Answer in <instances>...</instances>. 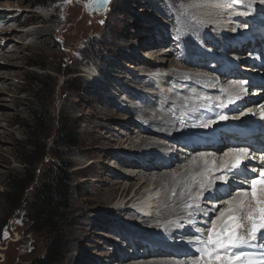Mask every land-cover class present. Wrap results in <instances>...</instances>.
Masks as SVG:
<instances>
[{
	"label": "rangeland",
	"instance_id": "374dc122",
	"mask_svg": "<svg viewBox=\"0 0 264 264\" xmlns=\"http://www.w3.org/2000/svg\"><path fill=\"white\" fill-rule=\"evenodd\" d=\"M181 7L191 9L189 14L197 17V6L192 9L193 3L177 0H108L103 7L97 5L95 0H0V264H34L45 257L51 237L57 233L65 238L66 243L60 264H143L155 260L176 263L177 259L180 261L179 258L183 259V264H193L199 258L197 254L196 258L190 256V261L184 262L190 254L182 255L184 249L179 250L180 253L175 250L180 249V244L193 249L197 234L204 233L203 237L206 238L207 229L211 227L209 222L216 215L211 214L212 218L207 222L203 212L221 208L218 207L219 203L214 204L210 194L217 193V190L222 192L219 196L224 197L222 205H225L223 201L228 200L230 195L239 194L234 191L240 187L238 184L229 188L226 185L231 180L246 183L247 179H237L233 171L224 169V172L220 169V173L223 172L215 176L220 178L214 187L205 196L199 195L197 202L191 203L201 207L204 220H199L200 225L199 218L188 217L193 218V222L197 221L193 225L194 229L189 225L182 226L183 229L194 231L184 239L177 236L179 232L174 236H166L162 231H157L155 236L145 235V239H136L142 233L158 230L155 226L150 227L147 220L154 219L156 223L164 221L156 216L163 207L161 202L168 197L161 188L157 191L160 195L156 200L159 207L155 205L153 212L157 218H154V214L149 219L138 216L140 211L135 208L132 210L131 207H128L129 210L122 208L115 211L119 199L108 205L90 204L91 198L100 194L106 197L121 194L119 187L123 183L118 181L124 179L119 174H124L120 169L125 174L132 170L137 171L134 174L145 173V179L139 176L127 181L128 185L137 184L142 188L141 196L147 180L152 182L151 179L156 180L157 175L163 172L176 173L181 170L182 167L170 166L162 171L161 163L166 159L177 161L178 153L187 160L194 158V148L192 152H183L175 148L179 143L175 144L173 140L168 142L154 134L162 143H168V146L160 147L159 150H167L172 154L169 153L170 157L166 159L159 158L160 163L148 165L147 171L142 168L145 166L140 162L141 158L137 160L138 165L126 166L116 156V152L122 148H131L133 140L132 146L134 143L139 144L141 138H137L138 133L133 131L145 130L143 135L153 136L147 130L149 125L139 121L137 116L144 112L149 114L155 109L159 111L157 106L164 97L173 95L177 100L186 97L193 100L194 90H199V106L204 105L205 112L199 111L195 118L183 121L185 130L182 135L190 140L201 139L208 144L222 134L223 139L229 138V130L224 125L215 126L221 120L217 113H214L215 118H208L212 109L224 111V120L231 113L241 117L237 104L229 103L230 100L234 101V96L217 98L209 92L213 96L209 100L208 94H202L208 93L207 90L195 84L193 75L200 72L214 78L224 77L217 73V66L211 67L214 61L219 62L220 69L225 68L224 63L216 58L223 53L199 39V45H196L199 46V52L204 54L201 60L206 64L201 60H188L187 49L195 40L193 35L188 36L192 24L184 22L186 16L180 12ZM234 27L230 40L248 36V32L237 34L241 23ZM199 33H206V30H200ZM193 34L198 38L196 30H193ZM215 37L214 33L211 34L207 42ZM250 44L249 41L243 44L239 51H230L228 46L224 55H228L227 59L237 60L249 52V55L259 58V52L256 50L253 53L254 45L250 47ZM208 54L212 58L206 57ZM236 54L240 55L239 58L230 57ZM145 55H153V60L149 61ZM251 55L245 56V59H255ZM173 59L177 64L180 63L179 68L187 69L190 73L174 77V68L169 67ZM239 63L236 67L232 66L236 76L229 79L246 77L241 72L244 65ZM139 65H145L146 68L138 69ZM155 67L163 68L164 71ZM236 68L239 75L235 72ZM258 74L259 71L254 75ZM155 76L168 77L165 91L156 83ZM188 78L190 84L186 83ZM241 81L232 83L233 93L237 91L235 85L239 88ZM231 82L234 81L227 83ZM253 94L257 96L252 93L249 99ZM238 95L240 98L245 96V91L241 90ZM202 99L207 100L202 102ZM172 102L175 103V100ZM172 102L167 110H173ZM253 103L264 105V96L254 98ZM230 109H234V112L230 113ZM255 113L258 114L257 111ZM237 117L234 116L235 120L232 118V123H238ZM258 135H264L261 128ZM193 136L195 138H191ZM230 144L233 149L242 147L250 150L242 143L231 141ZM200 148L197 157L202 153L205 159L214 155L217 160L214 157L213 161L218 162L217 165L225 161L222 159L223 154L231 150L228 148L224 153L220 151L217 154ZM213 161L210 168L213 167ZM115 162L119 165H113ZM205 174L208 173L201 176ZM57 175L61 177L64 190L56 194L51 189ZM198 176L194 177L200 178ZM223 176L228 179L223 181L226 179ZM222 185L226 191L220 190L223 189ZM202 200L210 204L203 205ZM203 207H208V210ZM45 212L49 213V221L44 218ZM159 239L171 244L173 251L170 252L166 246L163 248L164 243ZM156 246L162 247L163 251L158 248L159 254L153 252ZM160 257L168 259L159 260Z\"/></svg>",
	"mask_w": 264,
	"mask_h": 264
},
{
	"label": "bare ground",
	"instance_id": "6f19581e",
	"mask_svg": "<svg viewBox=\"0 0 264 264\" xmlns=\"http://www.w3.org/2000/svg\"><path fill=\"white\" fill-rule=\"evenodd\" d=\"M177 1H181L183 3H193L192 9L196 6H197L196 8H198L197 9V17L194 16L192 13L191 14L193 16L191 14H189L192 11L189 8L181 7V9H180V12L186 16V21H184V22H190L192 24L191 29H189L190 32H188V36L193 35V38L195 40L193 45L189 46V49H187L188 50V54H187L188 60L193 61V62H199L202 58L201 56H204L203 53L199 52V46H198L199 44L197 43V40H199V39H201V40L203 39L206 42V45L209 44L207 46H210L211 48L217 49V51H221L223 53V54L220 53L221 55H219L218 57H216V56L215 57L218 58L217 60L224 63L223 65H225V68L223 67L222 69H220L219 68V62H214L213 60H212L213 64L211 65V67L217 66V68H216V71L218 70L217 73L220 75H223L224 77L223 78H218V77L214 78L213 76L208 75V73L200 72L196 76L193 75L194 79H195L194 82H196L195 84H198L201 86V88L203 87L207 90L208 93L203 92L202 94H208V96L210 97L209 100H211L212 99L211 97H213L214 95H216L217 98L218 97L227 98V96H232V97L234 96L235 97L234 102H232V103L234 105L237 104L236 105V107L238 108L237 111L239 112V115L241 117H237L236 115H234L235 113H231V112H234V109H230V113H231L230 116L228 118L225 117V120H224V117H223L224 111H221L223 108L220 110L221 112H219L218 109L217 110L215 109L218 112H216L215 110L212 109V112H211L212 116L208 115V118H210V117H211V119L215 118L214 113H217L216 115H218L221 118V120H219L220 121L219 124L215 125V126L224 125L225 128L227 130H229V138L223 139V137H222L223 134H222L221 137L215 138L213 141H211V143H208V144L205 143V141H201V139H199V140H193L192 139L193 141L188 139L187 136L182 135V133L185 130V129L183 130V128H184V122L183 121H190L192 118H195L199 114L198 113L199 111L205 112L204 105L199 106V103H200L199 99L201 98L199 96L200 92H199V90L195 89L194 95L192 92H190L194 96V99L196 98L195 100L194 99L190 100V98L188 99L187 97L184 100H177L175 97H173V95L169 96V98L164 97L162 99V102L159 103L160 105L157 106V108L160 109L159 111H156V109H155V111L150 112L149 114H147L145 112L141 113L137 116L138 117L137 119L139 121H141L142 123H146L149 125V129H147L148 127L146 129L148 130V132L152 133L151 135L154 134V135H156V137H163L164 139L168 140V142L173 140L174 141L173 143H175V144L179 143V146L175 147V146L171 145V147H175L178 150H181L183 152L184 151L185 152H187V151L192 152L193 151L192 149L194 148V150H196V151L193 152V155L191 153V155L196 157V158H198L197 157L198 155H196V154L199 153V151H200V150H198L199 147H201L200 149H202V150L208 149V150L213 151V153L216 152L218 154V153H221L220 151L223 152L225 149H227V150H228V148L233 149L232 145L230 144L231 141H234L235 143L236 142L242 143L243 145L244 144H251V146H249V147L252 148V150L248 151V152H250L249 153V159L245 162L246 166H247L246 169L244 168V166H242L240 169H233L232 170L236 174L237 179H239V178L240 179H247L246 183L245 182L235 183V182H238L239 180L238 181L237 180H233V181L231 180L229 182V185L228 184L226 185V188H229V187L233 186V184H238V186H240V187H237L234 190L236 192V194H237V192L240 193L244 190H250L252 179L254 177L259 176V174H260L259 169L260 168H264V160H263L264 152H262L260 150H259V152H254L255 150H253L257 146H262L261 137L259 135L257 136V134H258L259 128H261V131L264 132V105L261 106L260 104L253 103V100L256 97L254 94H253V97H251V99H249L251 93H255L257 96H260V97L264 96V0H251L250 3L246 2L244 5L235 4L232 2V0H221V2H217L218 0H177ZM201 15L203 17H200ZM202 22H203V25H202ZM240 23H241V28L240 29L238 28L239 32H238V29L236 30V32H238L237 34H246L248 32V36L244 35V37L242 39L240 38V40H238L237 38L235 39V37H233L230 40V36H233L232 30L235 29L234 25H239ZM205 26H207V27H205ZM193 30H196L197 33L199 34L198 38H196V36H197L196 34H193ZM200 30H206V33L200 34L199 33ZM209 31H211V32H209ZM213 33L217 37H215L214 40H210V42H207V39L211 38V34H213ZM249 34H250V36H249ZM226 38H227V40L225 41ZM246 41L247 42L249 41L251 43L250 47L254 45L253 46L254 47L253 53H255L257 50L259 52L258 53L259 58H255L254 55L250 54L251 57L255 58V59L246 60L245 56H247V55L250 56L248 54L249 52H247V53H245V56L240 58V59H237V60L227 59L228 55H224V53H225L228 46L230 47V51H235V50L239 51V47L241 48L243 46V44H246L247 43ZM190 42L192 43V40ZM196 44H198V45H196ZM200 45H202V44H200ZM237 45H239V46H237ZM245 47H248V46H245ZM156 50H159V49H156ZM168 52H170V51H168ZM154 53H153V55H154ZM153 55H151V56L145 55V58H147V59H149V61H151V60H153ZM170 56H171V54H170ZM239 56L236 54V55H232L230 57L239 58ZM206 57L212 58V56L210 54L206 55ZM157 61H159V60H156L155 62H157ZM207 61H209V60H207ZM159 62H161V61H159ZM168 62H170V61H168ZM239 62H241L244 65L241 68V72L242 73L244 72L243 75H245L246 77H242L240 79H232V80L229 79V78H234L236 76L233 72L234 67H232V66H234V65H235V67L238 66L240 64ZM203 63L206 64L205 62H203ZM179 64H180L179 62H178V64L176 62H174V59L170 63V65H172V66H169V67L174 68V69H172L173 71L171 70L172 72H174L173 73L174 77H180L178 75H182V77H183V75L186 76L187 73H190L189 70H187V69L179 68V66H181ZM141 66H144V67H141ZM169 67H168V69H169ZM129 68L135 69V67L133 68L131 66ZM145 68H146L145 65H139V67H138V69H141V70L145 69ZM155 68H157V70H159L161 72L164 71L163 68L162 69L161 68L158 69V67H155ZM236 71H237V68H236L235 72ZM258 71L260 72V75L259 74L254 75V73L257 74ZM236 74L239 75V72H236ZM225 75L227 77H225ZM182 77H181V79H182ZM155 79L157 80L156 83L158 85H161L163 87L162 89H164V91H165L166 90L165 86L169 81L168 77L167 76H155ZM241 79H242V81L239 84V88H238V85H235V87H236V90L239 92H241V90L242 91L248 90L247 93L245 94V96H246L245 99H243L242 96L240 98V95H238L239 92L235 91L233 93V91H232V89H234L232 87V83H237ZM225 80H228V81H225ZM230 81H234V82L227 83ZM186 83L190 84L189 78L186 80ZM223 83H226V85ZM227 84H228V86H227ZM187 89H189V88H187ZM209 92L211 95L213 94V96H211L209 94ZM218 94L221 96H218ZM237 95L239 97H237ZM217 98H215V99H217ZM123 100H124V98H123ZM125 100H128V99H125ZM172 100H175V103H173ZM206 100L207 99H202V102H204ZM249 100H252V101H249ZM212 101H214V100H212ZM171 102L174 105H173V110L171 108V111H170V110H167V108L171 104ZM216 102H217V100H216ZM217 103H219V102H217ZM215 105H216V103H215ZM244 105H245V108H244ZM258 105H260V106H258ZM206 107H209V106H206ZM237 111H235V112H237ZM256 111L258 112V114L255 113ZM254 114H257V115L254 116ZM234 116L237 117V119L239 118L238 123L237 122L232 123V121H233L232 118H234ZM257 116H258V119H256ZM234 120H235V118H234ZM151 127H152V129H151ZM211 129H213V127H211ZM209 130H210V128H209ZM222 131H225V130H222ZM133 132H137L138 133L137 138H141V141L139 142V144L134 143V146H132L133 141H134L133 140L130 143L131 148H129L128 150H126V148L125 149L122 148V150H119L116 152L117 153L116 156L120 157V159L124 162L123 165H126V166L128 164H137L138 165L139 163L137 160H138V158L139 159L141 158L140 162H142L143 166H145L142 168L147 171L148 165H153L155 162H159L158 161L159 158H161V157L165 158V159L168 158L169 153H171V152H169L167 150H164V151L159 150L160 147L163 148L165 146H168L167 145L168 143H162L160 140L156 139L154 135H153L154 137L148 136V135H143L145 130L144 131L143 130H140V131L137 130V131H133ZM218 133H216V134H218ZM219 134H218V136H219ZM226 134H224V135H226ZM199 136H200V133H199ZM202 137H204V136H202ZM191 138H195V136H193ZM186 139H188V141ZM127 142L128 141H126V143ZM186 148H190V150H184ZM119 149H121V148H119ZM227 152H229V151H226L225 153H227ZM178 154H176L177 161H175V160L170 161L169 159H166L165 162L161 163V166H163V168L161 170L164 171L170 166L171 167L178 166V168L182 167L181 170L177 171L176 173L175 172L170 173L167 171L163 172L160 175H157L156 180L151 179L152 182L147 180L146 181L147 186L144 188L143 195L140 196L141 190H142L141 187H138L137 184H135V185L129 184L128 185V182H129V178L131 179L132 177L136 178V177L141 176L143 179H145L143 176L145 173L142 174V173L138 172L137 174H134L137 171L132 170V171H128L129 173L125 174V172L122 169H120V172H122V174H124V176L119 174L120 177L124 179V180L118 181L121 184L123 183L119 187V189L121 190V194L118 196L116 194L115 196H111V197H109V196L106 197L104 194H100V195H97V197L91 198L90 204L96 203L98 205H106V204L108 205V204H110V202L114 203L116 201V199H119L118 202L115 204V207H114L115 211H120V210H122V208H124V210H125L128 207H131L130 209L135 208V210L140 211L137 214L138 216L149 219V217H153L154 208H155V205L157 203L156 200L159 199V197H157V196L160 195L157 193V191H159L161 188L164 190V192L167 193L166 195H168V197H165L164 200L161 202V204H163V207L164 206L165 207L164 208L162 207L158 212L156 211L157 212L156 216L158 215L157 217L159 219L164 220V221H161L162 223H156L157 221H155L154 219H152L151 221L147 220V222H149V224H151L150 227L153 228L155 226L156 228H158V230L155 229V232L153 230H151L148 233L145 232L146 234L142 233L141 235H139L137 237L135 236L136 239L137 238L138 239H145L146 238L145 235L146 236L147 235L153 236L157 231L158 232L162 231L163 233H166L165 234L166 236L167 235L168 236H174V235H177V232H179V234L177 235L178 237H180V238L183 237V239L188 237L189 234L193 233L194 231H191L189 228L183 229L182 226L183 225H189L190 228H193V225L197 221V219H196V221L193 222L192 221L193 218L192 219L190 218L191 219L190 220V219H188V217H197V218H199L198 222L201 219L204 220V217H205V221L209 222L210 221L209 218H212L211 214L216 215L215 216V218H216L219 214V211L223 210L225 207H227V205L226 204L222 205V200H224L223 199L224 197L219 198L220 194L222 193L219 190H217V193H214L212 191L214 194H210V196H212V198H213L212 200L214 201V204L219 203L218 207H221V208H218L219 210H214L211 212H203L201 210V207H198L195 204L193 205L194 207L192 209H185L183 207L184 203L185 202L192 203L195 201L197 202V198H199L198 197L199 195L205 196V193H207L208 190H211L214 187L215 182H217V180L220 178V176H219V178H215V176L222 174V172L223 171L225 172L226 170H224V168L222 167L224 162H222V163L220 162L221 163L220 168H217L216 170L209 172V169L213 168V167L210 168L211 167L210 164H211V161L214 160V157H215L214 155L212 158L209 157L210 161H209V158L208 159L203 158L204 160L208 161L207 165H204L203 162H201L199 167H193V165L190 163L193 159L187 160ZM217 154H215V155L217 156ZM222 159L226 160L227 157H225V155L223 154ZM215 160H217L216 157H215ZM215 163H218V162L215 161ZM116 164H117V162L113 163V165H116ZM117 165H119V163ZM220 169H223V171L221 173H220V171H221ZM158 170H160V168ZM204 173H208L207 175H211L212 184H211V187L206 186L204 189H201L199 187V181L204 177V176L203 177L201 176ZM196 175H199L200 178H195L194 176H196ZM222 178H226V177L223 176ZM227 179L228 178L224 179L223 181H225ZM197 180H198V182H196ZM243 181H245V180H243ZM247 181H248V184H247ZM189 184L192 185V187H191L192 198L191 199H189L187 196L184 195L185 188ZM224 184H226V183H224ZM221 188H223V189H220L221 191L225 190V186L222 185ZM135 189H136L135 193L133 195H130V193H133ZM173 192H175L176 195L171 196L170 194H173ZM207 198H209V196H207ZM201 202L203 205H207V204L209 205L210 204L205 200H202ZM124 203H125V206L123 207ZM157 207H159V206H157ZM212 209H214V208H212ZM127 210H129V208ZM205 210H208V207ZM202 212H203V214H205L204 217L201 215ZM190 214L192 216H190ZM154 216H155V214H154ZM156 216L154 218H157ZM215 218H213V220ZM182 219L183 220L185 219V221H181ZM213 220H211V222ZM188 221H191V222H188ZM211 222H209V225ZM243 223L245 225H247L246 220L243 221ZM200 225H201V223H200ZM205 225H207V223ZM247 226L250 227V225H247ZM201 229H203V228H201ZM201 231H203V230H201ZM261 232H264V229H261ZM242 234L246 235V233H242ZM180 235H183V236H180ZM178 240H180V239H178ZM160 241L164 243V244H162L163 248H165V246H166L167 249L170 250V252L173 251L171 244H169L168 242H166L164 240H160ZM156 247L157 248H155L154 249L155 251H153V252L158 253L157 249L159 247L158 246H156ZM162 247L159 248L161 251H163ZM178 247L180 249L175 250L176 252H179V250L181 251L182 249H184L181 252L182 255L184 253H186L188 255L190 254L184 260V262L185 261L189 262L190 256H193V258H196L197 254L200 255L197 245L193 246V249L192 248L187 249V246L185 247V246H182L181 244L178 245ZM145 248L148 249V246H146ZM243 250L251 253L254 257L258 258L260 254L264 253V240H261L260 235L258 234V239L254 243V245L250 246V247H245ZM148 252H151V251L148 250ZM160 258L161 259H159V260H163V261H167L166 259H168L165 257L164 258L160 257ZM177 260H176V263L160 262V261L158 262L157 260H155L152 263H147V262L144 263L143 262V264H183L182 263L183 259L179 258L180 261H177Z\"/></svg>",
	"mask_w": 264,
	"mask_h": 264
},
{
	"label": "snow or ice",
	"instance_id": "6c2138e0",
	"mask_svg": "<svg viewBox=\"0 0 264 264\" xmlns=\"http://www.w3.org/2000/svg\"><path fill=\"white\" fill-rule=\"evenodd\" d=\"M232 2L244 5L246 2L250 3L251 0H232ZM95 3L103 7L108 0H95ZM232 102L234 101H229V103ZM224 155L227 157L222 166L224 169L232 171L242 166L246 169L245 162L249 159L246 148L231 149ZM203 157L202 153L199 158L194 157L190 163L193 167H199L201 162L207 165L208 161ZM220 167L213 162V168L209 169V172ZM259 173V176L252 179L250 190H244L236 196L230 195L228 200L223 201L227 207L220 210L216 219L211 222L206 238L203 234L197 235L194 243L198 246L200 255L193 261V264H264V253L257 258L243 250L245 247L254 245L258 234L260 239L264 240V232H261V229H264V168H260ZM211 184V175H205L199 181L201 189L206 186L211 187ZM191 187V184L187 185L184 193L189 199L192 198ZM173 195L176 193L173 192ZM183 207L192 209L194 206L185 202ZM245 220L250 227L243 223Z\"/></svg>",
	"mask_w": 264,
	"mask_h": 264
},
{
	"label": "trees",
	"instance_id": "16d2710c",
	"mask_svg": "<svg viewBox=\"0 0 264 264\" xmlns=\"http://www.w3.org/2000/svg\"><path fill=\"white\" fill-rule=\"evenodd\" d=\"M59 176V175H57ZM54 179V186H52L51 191H55V193L63 192V183L60 181V176ZM44 218L49 221V213L45 212ZM66 249L65 238L62 235L57 233L56 235L51 237V240L47 246V253L43 259L37 260L34 264H60L63 259L64 253Z\"/></svg>",
	"mask_w": 264,
	"mask_h": 264
}]
</instances>
